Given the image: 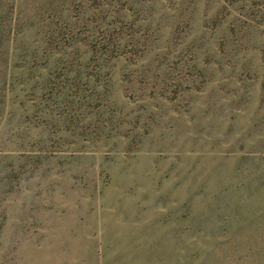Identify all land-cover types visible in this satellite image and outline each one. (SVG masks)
<instances>
[{
  "label": "rangeland",
  "instance_id": "rangeland-1",
  "mask_svg": "<svg viewBox=\"0 0 264 264\" xmlns=\"http://www.w3.org/2000/svg\"><path fill=\"white\" fill-rule=\"evenodd\" d=\"M0 264H264V0H0Z\"/></svg>",
  "mask_w": 264,
  "mask_h": 264
}]
</instances>
